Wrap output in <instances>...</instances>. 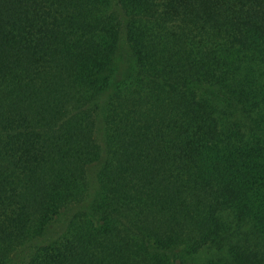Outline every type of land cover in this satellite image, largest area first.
<instances>
[{"label": "trees", "instance_id": "16d2710c", "mask_svg": "<svg viewBox=\"0 0 264 264\" xmlns=\"http://www.w3.org/2000/svg\"><path fill=\"white\" fill-rule=\"evenodd\" d=\"M69 209L24 264H264V0H0V264Z\"/></svg>", "mask_w": 264, "mask_h": 264}, {"label": "rangeland", "instance_id": "374dc122", "mask_svg": "<svg viewBox=\"0 0 264 264\" xmlns=\"http://www.w3.org/2000/svg\"><path fill=\"white\" fill-rule=\"evenodd\" d=\"M113 4V3H112ZM113 6V5H112ZM115 11L119 13V16L121 15L120 9L118 6H115ZM116 66L115 72L113 73V80L108 86V88L104 91L102 97H101V107L104 108L106 105V101L108 100L109 95L116 91L119 88V82L122 80H126V84H128L131 80L132 74H133V67L135 68V58L132 55V52L128 46V43L125 39V35L123 34L121 36V39L119 40L117 44L116 54L114 55V61L111 68ZM110 72V70H108ZM113 72V71H111ZM123 87V86H122ZM101 132L104 129V124L101 118V121L99 122ZM92 175V174H91ZM94 175V172H93ZM92 175V176H93ZM91 201V198L87 200L86 205L88 206ZM82 208V207H81ZM73 210H65L63 211L57 218L53 220V222L47 227V229L44 231V233L34 239L31 240L24 245H22L19 249L16 250V252L13 255V258L11 260L12 264H24V262L27 260L28 255L32 250H34L36 247L48 243L53 238L60 235L65 227H66V221ZM206 254L201 253V264H205L206 260Z\"/></svg>", "mask_w": 264, "mask_h": 264}]
</instances>
